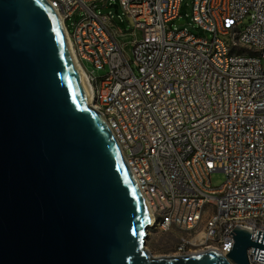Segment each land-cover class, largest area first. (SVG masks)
<instances>
[{
  "label": "built area",
  "instance_id": "obj_1",
  "mask_svg": "<svg viewBox=\"0 0 264 264\" xmlns=\"http://www.w3.org/2000/svg\"><path fill=\"white\" fill-rule=\"evenodd\" d=\"M48 1L76 43L73 54L93 65L85 72L91 89L94 69L106 70L100 102L114 119L100 116L137 154L152 210L169 209L161 231L182 232L180 243L210 239L217 215L264 212V0H192L190 18L203 34L185 26L183 0ZM98 3L116 4V13L121 6L130 29L114 27ZM124 33L134 36L131 56L117 38ZM230 45L252 55H235ZM214 171L224 175L219 186L210 182ZM248 225L253 240L264 232L262 223ZM233 228L223 245L213 241L224 255ZM251 249L250 263L264 264Z\"/></svg>",
  "mask_w": 264,
  "mask_h": 264
},
{
  "label": "water",
  "instance_id": "obj_2",
  "mask_svg": "<svg viewBox=\"0 0 264 264\" xmlns=\"http://www.w3.org/2000/svg\"><path fill=\"white\" fill-rule=\"evenodd\" d=\"M116 10V4H113ZM150 214L38 0H0V264H251L264 232L229 251L154 257Z\"/></svg>",
  "mask_w": 264,
  "mask_h": 264
},
{
  "label": "bare ground",
  "instance_id": "obj_3",
  "mask_svg": "<svg viewBox=\"0 0 264 264\" xmlns=\"http://www.w3.org/2000/svg\"><path fill=\"white\" fill-rule=\"evenodd\" d=\"M44 7L51 13V15L56 20L58 27L65 38L68 49L70 50L73 61L78 69L81 76L84 89L89 100L90 105L105 119H114V111L106 105V102H100L102 100L103 94H105V82H103V75L97 76L92 73L91 86L89 84L87 75V66L85 61H87L83 55L73 54L72 51H76V43L74 41H69L67 31L63 27L62 19L59 17L58 12L51 7L48 0H38ZM230 52L235 53V55L240 56H250L252 55V48L238 47L237 45H230ZM124 160L127 165L132 167V177L134 182L137 184V188L147 206L150 214V223L147 228V237L149 236V231L155 229L161 231V228H167L170 223L169 209L159 208L158 212L152 210L153 205V195L146 190V177L143 172L140 171V160L137 154H132L131 150L123 144H118ZM242 222L246 224H241ZM262 223L264 225V212H258L253 214L242 215V212L223 213L217 215L213 220V227L210 230V239H198V240H188L182 242L177 247V252L183 255L188 253L202 252L205 250H216L221 252L220 247H213V241L216 245H223V239L225 236V228L235 227V225L243 227L245 229H251L248 224H258Z\"/></svg>",
  "mask_w": 264,
  "mask_h": 264
},
{
  "label": "rangeland",
  "instance_id": "obj_4",
  "mask_svg": "<svg viewBox=\"0 0 264 264\" xmlns=\"http://www.w3.org/2000/svg\"><path fill=\"white\" fill-rule=\"evenodd\" d=\"M191 2L192 0H183L181 5L180 13L182 15V19L185 20V26L196 34H203L204 31L197 27L194 22L191 20ZM96 10L102 13H108L111 11V19L113 20V26L119 29H130V25L133 24L132 20L129 19L125 14H123V9L120 6L119 11L116 13L114 8H110L109 6H103L101 3L96 5ZM80 14H76L75 16L71 17L70 20H67L68 26L71 28V22L75 17H79ZM172 26H175L173 23ZM137 36H139V32H136ZM118 40L121 44H123V51L126 56H131L132 54V44L131 41L133 40L134 36L129 33L119 34ZM85 65L90 70L93 68V65L89 61H85ZM95 74L97 76L104 75L106 73L105 69H94ZM224 179V175L221 171H214L210 174V182L214 186H219ZM183 235L182 232L177 230L171 231H158L155 229H151L149 231V236L146 238L145 247L147 250L154 256H170L179 254L177 252V247L180 243L181 236Z\"/></svg>",
  "mask_w": 264,
  "mask_h": 264
}]
</instances>
